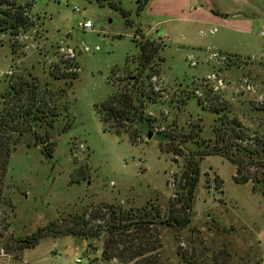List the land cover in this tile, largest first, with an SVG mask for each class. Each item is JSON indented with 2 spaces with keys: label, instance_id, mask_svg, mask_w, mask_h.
I'll use <instances>...</instances> for the list:
<instances>
[{
  "label": "rangeland",
  "instance_id": "rangeland-1",
  "mask_svg": "<svg viewBox=\"0 0 264 264\" xmlns=\"http://www.w3.org/2000/svg\"><path fill=\"white\" fill-rule=\"evenodd\" d=\"M113 1L118 8L97 0H35L29 12L34 25L25 33L29 38L24 39V32L18 36L28 52L21 44L12 50L15 37L0 34V71L9 67L13 54L14 80L36 78L51 104L58 110L63 105L52 126L36 129L55 143L50 159L29 133L9 158L7 206L0 210V264H74L84 257L89 264H119L102 258L105 233L98 239L46 235L31 248L15 241L46 226L64 231L75 216L106 204L133 215L151 217L157 211L164 220L178 207L171 203L184 192L183 173L191 176L194 165L198 176L191 225L176 229L158 224L149 233L160 243L155 252L160 264H264V108L250 95L227 91L225 121L234 119L236 125H227L217 147L233 145L237 131L241 142L236 143L251 149L261 145L252 157L241 152L229 156L242 161L240 176L257 175L259 182L234 183V164L213 150L219 115L186 93L195 79L216 67L207 61L210 52H217L231 60L223 70L225 79L248 75L264 94V0ZM85 20L90 29L80 27ZM210 29L216 32L207 34ZM31 41L50 54L58 41L84 44L91 51L78 54L77 77H55L41 68L42 53L33 50ZM145 41L157 46V54L140 71L137 56ZM188 57L199 65L189 66ZM155 71L168 97L162 104L144 100L143 114L167 111L166 117L157 115L155 124L163 131L146 132L137 120L125 121L119 134L105 130L96 107L119 88H129L137 75ZM6 88L0 77V95ZM75 142L85 147L78 158L71 153Z\"/></svg>",
  "mask_w": 264,
  "mask_h": 264
},
{
  "label": "trees",
  "instance_id": "trees-1",
  "mask_svg": "<svg viewBox=\"0 0 264 264\" xmlns=\"http://www.w3.org/2000/svg\"><path fill=\"white\" fill-rule=\"evenodd\" d=\"M34 1L0 0V34L16 37L26 32L33 24L29 12ZM97 1L107 2L111 8H118L117 3L113 0ZM146 2L147 0H145ZM15 44H11L12 50L15 48ZM139 49L137 69L143 71L146 68L145 64L156 56L157 46L145 41L139 45ZM156 72L147 73L143 78L139 76L140 74L137 75L129 88H119L120 90L118 89L109 96L100 107H96L99 119L105 125V130H113L119 134L120 131H124V122L129 120H137L139 127L144 128L146 132L150 130L151 121L143 114L144 100L155 103L156 98L149 92L148 82L147 86H141L143 89H140V84H144L143 82L148 81L153 74H157ZM75 77L77 75L71 78ZM34 80L36 78L22 80L21 77H16L13 82L7 84L6 90L0 95V210L7 206L4 189L6 188L5 177L8 161L24 134H31L35 146H39L41 153L48 159L52 157L55 149V143L49 141L48 133L40 134L36 129L44 128L45 124H48L49 127L52 126L55 117L61 115L63 105H60L59 111L55 105L51 104L52 97L46 94V87L38 85ZM46 86L49 88V85ZM60 93H62L61 90L57 91L59 97H61ZM198 104L201 105L199 102ZM210 110L216 112L220 119L218 127L215 128L216 145L213 150L226 157L238 152L252 157L256 153L254 148L261 145L258 144L251 149V147L247 148V145L236 143V140L241 139L238 136L240 131L235 132V136L232 131L233 145L221 144L219 148L217 147V144L222 143L227 125H236V123L234 119L230 122L225 121L227 118L226 108ZM233 127L235 126L233 125ZM233 149L235 152L232 151ZM228 161L235 166V175L232 176L234 183L259 182L257 175L240 176L242 161L230 157ZM191 171V176L183 173L184 192L179 193L178 196L176 194V203H171V207L176 204L178 207L170 209L164 220L159 219L157 211L151 217L139 214V212L133 215L118 206L106 204L91 210L89 214L83 213L81 216H75L71 220V225L64 231L46 226L16 240L15 243L20 248H31L46 235L52 237L72 235L79 238L98 239L101 234L105 233L107 238L103 240L102 249L104 260L116 259L119 264H160L155 253L160 248V243L149 233L158 224L176 229L187 228L191 225V207L198 176L197 167L192 166ZM217 180L214 178V183L221 184ZM251 190L256 192L255 185H251Z\"/></svg>",
  "mask_w": 264,
  "mask_h": 264
},
{
  "label": "built area",
  "instance_id": "built-area-1",
  "mask_svg": "<svg viewBox=\"0 0 264 264\" xmlns=\"http://www.w3.org/2000/svg\"><path fill=\"white\" fill-rule=\"evenodd\" d=\"M78 9L76 8L75 11ZM32 21V20H31ZM34 25V24H33ZM80 27L83 30L91 28V23L88 20L82 21ZM40 32V30H38ZM39 36V33L35 31ZM216 32L215 29H210L207 34L213 35ZM26 32H24L25 34ZM202 35H205L204 32H201ZM20 35V34H19ZM18 35V36H19ZM260 35L264 37V28L260 31ZM16 36L14 43L21 44L23 50L28 52V45H24L20 41L19 37ZM31 36V35H30ZM29 36L24 35V39H28ZM32 38V37H31ZM41 38V37H40ZM32 40V39H31ZM31 46L34 51H39L42 53V59L40 61V66L44 71L50 75L58 77L60 75L69 76L70 78L76 76L80 72V67L77 62L78 54L89 53L91 49L84 45L80 44L78 46H71L66 44L63 41H58L53 47V53L50 54L45 50L41 49L42 46L32 44ZM97 50V48H95ZM42 51V52H41ZM187 63L191 67H196L199 65V62L194 61L191 57L187 58ZM210 61L214 62L216 67H213V70L207 73L200 79L194 80V85L191 91H186L189 96H193L201 104L202 107L207 109H222L226 108V99L225 96L228 90H231L238 95L245 94L250 95L253 98V103L264 108V94L258 90V86L253 82L252 78L248 75H241L235 81L225 79L223 75V70L227 69V66L231 63V60L221 53L210 52L208 56V63ZM0 77L4 78L7 84L13 82L15 78V69L13 66L7 67L4 71H0ZM61 77V76H60ZM148 89L149 92L154 95L156 98L155 103L162 104L166 102L168 95L166 94L167 87L165 83H162L159 75L153 74L148 79ZM157 115L161 117H166L167 111L160 110L158 114L153 112H147L146 117L151 121V129L153 132L163 131L162 127H156L155 124L157 121ZM241 142V140H239ZM73 148L71 150L72 156L79 157L85 150V147L82 143H73ZM88 258H76L74 264H89Z\"/></svg>",
  "mask_w": 264,
  "mask_h": 264
},
{
  "label": "crops",
  "instance_id": "crops-1",
  "mask_svg": "<svg viewBox=\"0 0 264 264\" xmlns=\"http://www.w3.org/2000/svg\"><path fill=\"white\" fill-rule=\"evenodd\" d=\"M13 55V54H12ZM12 55H11V57H10V60H9V66H13L14 67V63H15V60H14V58L12 57ZM37 56V55H36ZM16 64V63H15ZM6 67H8V66H6ZM35 68V66L34 65H32V69H34Z\"/></svg>",
  "mask_w": 264,
  "mask_h": 264
},
{
  "label": "water",
  "instance_id": "water-1",
  "mask_svg": "<svg viewBox=\"0 0 264 264\" xmlns=\"http://www.w3.org/2000/svg\"><path fill=\"white\" fill-rule=\"evenodd\" d=\"M159 33H160L159 30H156V31H155V34H156V35H158ZM150 137H151V133H148V139H150Z\"/></svg>",
  "mask_w": 264,
  "mask_h": 264
}]
</instances>
